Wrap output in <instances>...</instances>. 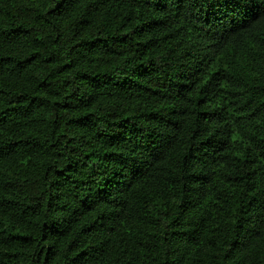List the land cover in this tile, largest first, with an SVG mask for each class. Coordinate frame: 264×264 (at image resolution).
<instances>
[{"label":"trees","instance_id":"trees-1","mask_svg":"<svg viewBox=\"0 0 264 264\" xmlns=\"http://www.w3.org/2000/svg\"><path fill=\"white\" fill-rule=\"evenodd\" d=\"M0 264H264V0H0Z\"/></svg>","mask_w":264,"mask_h":264}]
</instances>
